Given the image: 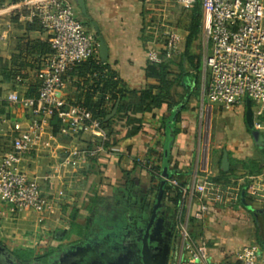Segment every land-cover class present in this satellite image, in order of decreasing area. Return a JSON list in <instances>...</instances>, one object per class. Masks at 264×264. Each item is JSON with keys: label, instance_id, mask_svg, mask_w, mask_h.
Wrapping results in <instances>:
<instances>
[{"label": "crops", "instance_id": "crops-1", "mask_svg": "<svg viewBox=\"0 0 264 264\" xmlns=\"http://www.w3.org/2000/svg\"><path fill=\"white\" fill-rule=\"evenodd\" d=\"M22 1L0 0V97L9 92H16L21 97H34L39 84L37 75L48 53L49 34L27 19V10L20 6ZM69 2L75 8L77 19L85 23L84 29L96 38L97 43L99 39L103 40L107 58L102 61L97 56L94 60L98 65L84 63L64 79L62 89L56 94L64 107L94 105L102 100V108L108 109L116 91H138L156 85L153 79L145 77L146 55L151 46L144 32L149 2L84 0L86 17L79 14L72 0ZM173 92L180 94L176 88ZM173 98L177 102L174 95ZM179 106L178 117L171 126L168 120ZM205 107L211 109L208 127L203 118ZM212 113V105L204 92L199 91L194 96V92L190 91L184 104L176 105L171 112L163 105L143 114H130V122L127 123L124 120L114 121L111 126L118 134L114 145L109 147L105 146L107 130L102 127L104 141L101 133L90 126L77 134H64L58 124L57 132L53 134L55 123L51 122L50 134L43 137L35 151L23 158L21 169L28 177L40 178L48 174L55 161H64L73 150L93 149L101 144L103 149L93 157V161L78 169L71 170L69 165L62 168L51 184L40 183L48 209L35 214V221L40 226L34 225L32 234L36 237L39 234L53 236L61 230L58 224L61 219L69 226L71 210L76 211L75 224L82 227L84 221L88 225L90 218L106 204L111 208L125 200L148 197L153 186L144 168L146 163L153 161L150 159L147 162L148 152L163 153L165 148L167 171L182 175V198L176 206L182 220L193 218L194 206L199 204L193 200L188 211V201L183 192H194V196L198 197L196 188L203 176L223 191L219 201H214L211 192L202 197L200 202L208 206V212L199 221L201 231L195 240L206 242L207 263L226 261L235 264L234 253L253 243L250 239L257 231V216L262 218L264 215V202L250 195L247 181L249 176L264 171V157L254 156L251 133L242 143L233 137L223 138L218 126L212 127ZM23 114L20 107L1 103L0 153L8 146L11 123L22 118ZM136 127L139 130L132 134ZM168 135H171L170 140ZM205 145L213 147L211 156L204 154ZM216 150H219V156ZM223 151L227 153L229 163L225 175L220 174L219 157ZM214 180L219 182L214 183ZM243 188L245 206L237 202L240 193H244ZM257 203H262L263 209H255ZM67 231H61L60 237ZM74 236L78 237H71ZM260 254L261 264H264V253L261 251Z\"/></svg>", "mask_w": 264, "mask_h": 264}, {"label": "built area", "instance_id": "built-area-1", "mask_svg": "<svg viewBox=\"0 0 264 264\" xmlns=\"http://www.w3.org/2000/svg\"><path fill=\"white\" fill-rule=\"evenodd\" d=\"M194 2L176 0L177 5L183 8L192 6ZM20 6L27 10L30 22H36L49 34L50 53L38 72L35 97H21L16 92L0 97V105L17 106L24 112L22 118L11 123L8 146L0 153V217L3 219L25 211L43 213L48 209V203L40 183L49 185L58 178L62 168L69 165L71 170L78 169L102 152V144L93 149L73 150L64 161H55L48 174L40 178L28 177L21 169L23 158L35 151L43 137L50 134L54 118L59 121L64 134H77L90 126L101 133L102 141L105 140L100 123L87 110L77 105L64 107L56 97L69 72L97 55L94 36L77 19L69 0H23ZM200 8L201 35L205 44V96L210 104L224 106H236L242 100H249L256 106L252 112V129L261 134L264 142V0H200ZM159 24L157 29L163 30L164 25ZM164 31L161 36L165 38L166 57H170L178 50V40L173 32ZM150 45L147 60L158 64L161 62L159 46L154 41ZM153 165L154 161L149 162L146 168ZM201 179L196 188L198 197L194 192H183L188 201V211L193 200L199 202L192 211V217L197 221H201L208 212V206L200 202L202 197L211 192L214 201H219L223 194L208 181L207 176ZM247 181L250 195L264 202V171L249 176ZM166 182L177 186L175 180ZM177 233L179 252L171 264H209L206 242L191 238L187 219H178ZM234 262L261 264L259 247L249 244L238 249L234 253Z\"/></svg>", "mask_w": 264, "mask_h": 264}, {"label": "trees", "instance_id": "trees-1", "mask_svg": "<svg viewBox=\"0 0 264 264\" xmlns=\"http://www.w3.org/2000/svg\"><path fill=\"white\" fill-rule=\"evenodd\" d=\"M190 7L191 9L189 11L183 13L185 17L188 19V25L184 30L186 32V35L184 37L182 52L180 54V59L178 63V66L182 69L181 73L174 76V79L171 78L170 67L174 64V61L173 59H171V57H166L165 50L163 51L160 50L159 56L161 57V62L158 64H153L148 62L145 68V77L148 79H153L156 82L155 86H149L145 89L138 91L120 89L116 91V95H114L111 98V105L108 109L102 108L101 106L102 100L94 105L93 104L77 105L87 110L91 114L92 118L94 120H97L103 129L107 130L108 141L105 144L106 147L114 145L116 141V137L118 133L111 126L114 123V121L124 120V122L127 123L130 122L128 120L130 114L133 113L143 114L146 111H149L151 108H160L163 105L167 106L168 111L171 112V109H173L176 105L182 103L184 104L185 100L189 96L190 91L194 92V96L197 95V93L200 91V85L197 75V73L200 72V65L199 63L197 65L194 64L192 62L193 57L190 55L191 45L199 38V33L201 32L202 12L200 8V0H195L194 4ZM75 15H76V11H75ZM31 23H34L35 25L38 26L36 22H31ZM80 23L84 27L85 23L81 21ZM156 25L157 24L154 23L153 17L151 16V12L148 10V19L144 27L145 38L148 42L154 41L158 45H160L161 43L164 44L165 38H163L164 36L163 37L161 36L162 30L161 29L155 30ZM38 28L41 29L39 26ZM155 32L156 34L158 33V36L157 35L155 36ZM49 53L50 50L48 47L47 55ZM95 58H97V55L95 56ZM95 58L88 60L87 62H92L91 64L98 65V62L97 61L95 62L94 60ZM82 64H80L79 66H81ZM79 66L75 67L71 72H69V74L70 73L72 74L73 71ZM94 68L98 69L97 66H94ZM187 68L193 70L195 73L186 72ZM176 87H182L181 94H176L175 92H173V89ZM203 92L205 94V88ZM173 95L177 99V102L173 101L174 100ZM115 106H116V114L110 120L105 122L104 121L105 117L110 113V111ZM184 108L185 107H183L182 110H184ZM53 122L55 123L53 134H56L59 121H57L56 118H54L52 123ZM138 122L141 123L140 121ZM138 130L139 128L136 127L134 130H132V134L137 132ZM166 153L167 151L165 148L163 153H157L155 151L148 152L147 162H149L150 159H152L155 162V165L151 166L149 169L146 168V165L148 163H146L144 167L147 170L151 184H153V186L150 188V193L154 192L157 194L159 183L163 176V169L166 168L167 165ZM221 156L222 154H220L219 160H221ZM92 159L93 158H90L88 162L93 161ZM166 172L169 175L168 179L175 180L177 186L175 187L170 186L166 182L165 186L163 187V194L161 199L166 202H173L174 206L176 207L179 205L182 198L183 184L180 183V179L182 178V175H180L179 173H170L167 171V168H166ZM256 173H259V171H256ZM220 174L225 175L226 173L221 171ZM215 182H219V180H214V183ZM242 190L244 191L243 197L245 198V188H243ZM237 202L241 203L240 195L237 199ZM75 214H76L75 210L70 211L68 215L69 231L64 233L61 240L69 239L72 235L80 236L86 233L85 231L83 232L80 226L75 224L74 222ZM262 218L264 221V215L262 216ZM178 219L182 221L181 215H178ZM188 228L191 238L194 241H196L195 238L197 234L200 233L201 231L199 226V221L193 218L189 219ZM2 240H3V236L1 235L0 232V242H2ZM260 243L261 241L257 240V244L256 243H250V244H256L257 246H259ZM23 251L32 252L31 249H27V248L14 249L12 252L16 255V257L20 258L21 260H25V261L29 260L31 254L29 253H27L28 255L21 254ZM220 262H226V261H220Z\"/></svg>", "mask_w": 264, "mask_h": 264}, {"label": "flooded vegetation", "instance_id": "flooded-vegetation-1", "mask_svg": "<svg viewBox=\"0 0 264 264\" xmlns=\"http://www.w3.org/2000/svg\"><path fill=\"white\" fill-rule=\"evenodd\" d=\"M155 197L153 192L136 201L120 202L112 209L103 207L90 218L85 235L61 245L52 255H34L25 261L0 242L5 248V252L0 253V264H59L65 256L75 252L84 264H144L143 259L147 264H171L180 246L179 214L171 202L161 199L157 205Z\"/></svg>", "mask_w": 264, "mask_h": 264}, {"label": "rangeland", "instance_id": "rangeland-1", "mask_svg": "<svg viewBox=\"0 0 264 264\" xmlns=\"http://www.w3.org/2000/svg\"><path fill=\"white\" fill-rule=\"evenodd\" d=\"M149 4H150L149 11L151 12V16L153 17L154 23L163 24L165 27L163 28V30H165L164 32L170 31L177 36L178 52L170 56L171 59H173L174 61V64L170 67V75L171 78L174 79V76L181 73L182 70L178 66V63L180 59V54L182 52L184 37L186 35V32L184 30L188 25V19L185 17L183 13L189 11L191 7H187V8L180 7L177 5L176 0H152L151 2H149ZM157 27L159 26L156 25L155 30H158ZM156 35L158 36V33L156 34L155 32V36ZM160 50L161 51L165 50L164 44L162 43L159 45V51ZM190 55L193 57L192 62L196 65L199 63L200 65V72L197 73V75L200 85V91H204L205 74L203 69V60L205 56V44L203 42L201 32L199 33V38L191 45ZM186 72L195 73L193 70H190L189 68L186 69ZM176 89L179 91L180 94L182 93V87H176ZM245 101L246 100H242V102H240L236 106L211 104L213 110L212 117L210 119L211 124L212 127L214 128L215 126H218L219 128L218 130L224 134V136L222 134L223 138L229 139L233 137L234 139L238 140L239 143H242V141L246 138V136H249L251 133L252 137L254 138L253 139L254 142L253 144H251L252 152L254 153L255 157L263 158L264 157L263 137L255 130L249 131L244 125L243 118L245 113V104H244ZM251 109L252 112H254L256 110V106L254 104H251ZM210 112H211L210 108L208 107L204 108L203 118L207 127L209 124ZM212 148H213L212 146L205 145L203 147L204 154L211 156L213 154ZM218 151L216 152L217 156H219ZM105 206L109 208L107 204ZM105 206L103 207L105 208ZM109 209H112V207ZM255 209H263L262 203H257L255 205ZM35 214L36 213L32 211H25L21 213L10 214L5 219L0 217V232L1 235L3 236L2 242L9 250L13 251L14 249H19V248L31 249L32 252L23 251L21 253L26 255H28L27 253L31 254L29 258L30 260L31 258L34 257V255H41L44 253L45 255H52L53 251H55L56 249L60 250L62 248L61 245H66L76 241L77 237L75 236L70 237L69 239L66 240H61V238L63 237V236L60 237L61 231H65V230L69 231V226H67L66 223H64L65 221H63L62 219L58 223L61 227L60 228L61 230L55 233L53 236H49V235L41 236L40 234L37 237L34 236L32 234L34 225L38 227L40 226V224L36 223L35 221ZM182 214H184L183 210H182ZM86 225H87L86 221H84L81 229L83 230V232L85 231L87 233L89 231V226ZM256 228L257 231L255 232V237L252 238V240L250 239V241L257 244V240L264 241V221L260 216H257ZM86 233H84L83 235H85ZM18 235L19 238L17 237ZM57 237H60V239H58ZM258 247L260 249V253L261 251L264 253V249L262 248L261 243L259 244Z\"/></svg>", "mask_w": 264, "mask_h": 264}, {"label": "water", "instance_id": "water-1", "mask_svg": "<svg viewBox=\"0 0 264 264\" xmlns=\"http://www.w3.org/2000/svg\"><path fill=\"white\" fill-rule=\"evenodd\" d=\"M74 3V6L76 7V9L78 10L79 14L83 17H86V9H85V3L84 0H72ZM97 56L99 57L100 60L105 61L107 58V48L105 43L103 42L102 39L98 40L97 43ZM181 106L176 107L174 109L173 115L171 116V118L168 120V124L169 125H174L175 121H176V117L178 115V112L180 111ZM116 113V108H114L111 113H109L104 121H108L110 120ZM252 109H251V103L249 100L245 101V113H244V121L246 126L249 129H252ZM169 140L171 139V135H168ZM229 168V163L227 160V153L225 151L222 152V156H221V162H220V170L224 173H226L228 171ZM168 174L166 172V168L163 169V176L162 179L159 183V188L155 197V202L158 205L160 203V200L162 198V194H163V187L165 186L166 181L168 180ZM244 193L241 192L240 193V199H241V203L245 206L244 204ZM247 207V206H246ZM248 209H250V207H247ZM261 246L264 249V241L261 242ZM5 252V248L3 246H0V253ZM7 253V251H6ZM8 257L12 258L11 255L9 253ZM13 259V258H12ZM144 264H147L146 259H143ZM59 264H84L82 263L80 260H78L77 257V252L75 253H71L70 255L65 256L61 262ZM108 264H123L121 262L118 263H108ZM164 264V263H161Z\"/></svg>", "mask_w": 264, "mask_h": 264}]
</instances>
